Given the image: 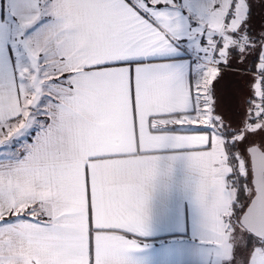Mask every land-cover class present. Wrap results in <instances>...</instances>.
Masks as SVG:
<instances>
[{"label": "snow or ice", "instance_id": "1", "mask_svg": "<svg viewBox=\"0 0 264 264\" xmlns=\"http://www.w3.org/2000/svg\"><path fill=\"white\" fill-rule=\"evenodd\" d=\"M167 151L208 264H264V0H0V264H126Z\"/></svg>", "mask_w": 264, "mask_h": 264}, {"label": "crops", "instance_id": "2", "mask_svg": "<svg viewBox=\"0 0 264 264\" xmlns=\"http://www.w3.org/2000/svg\"><path fill=\"white\" fill-rule=\"evenodd\" d=\"M161 155H176L171 175L164 178L159 212L148 235H136L139 245L126 249V264H208L206 246L201 242L199 214L194 200L195 176L188 159L167 151Z\"/></svg>", "mask_w": 264, "mask_h": 264}]
</instances>
